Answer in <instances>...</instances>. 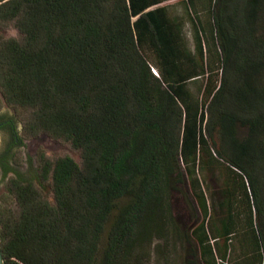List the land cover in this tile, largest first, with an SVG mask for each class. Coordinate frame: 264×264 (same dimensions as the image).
<instances>
[{
	"label": "trees",
	"instance_id": "1",
	"mask_svg": "<svg viewBox=\"0 0 264 264\" xmlns=\"http://www.w3.org/2000/svg\"><path fill=\"white\" fill-rule=\"evenodd\" d=\"M171 1L0 0L4 101L81 156L39 189L0 116L3 264H264V0Z\"/></svg>",
	"mask_w": 264,
	"mask_h": 264
},
{
	"label": "rangeland",
	"instance_id": "2",
	"mask_svg": "<svg viewBox=\"0 0 264 264\" xmlns=\"http://www.w3.org/2000/svg\"><path fill=\"white\" fill-rule=\"evenodd\" d=\"M178 0L166 3V5L173 6V11L181 14L182 11L179 7ZM17 39L20 40L21 36L18 31L13 27L12 23L6 24L0 22V39ZM0 116H7L16 121V132L22 140V146L14 149L16 156L17 171L29 180L36 181L39 156L43 155L47 160L53 162L58 158L68 156L77 163H81L80 152L74 150L70 143L63 139H53L49 135L42 132H35L30 135L28 133L29 126L33 123L32 111L28 108L8 105L0 93ZM8 141V135L5 131L0 130V152L5 148ZM2 181V171L0 169V191L7 192L6 181ZM50 183L46 182L42 187V196L52 201V193L50 191ZM39 188V187H38ZM41 189V188H39ZM2 198L4 208L15 210V204L12 198L6 194L0 195Z\"/></svg>",
	"mask_w": 264,
	"mask_h": 264
},
{
	"label": "water",
	"instance_id": "3",
	"mask_svg": "<svg viewBox=\"0 0 264 264\" xmlns=\"http://www.w3.org/2000/svg\"><path fill=\"white\" fill-rule=\"evenodd\" d=\"M7 192L0 191V195L6 194ZM0 264H3L2 262V256H1V250H0Z\"/></svg>",
	"mask_w": 264,
	"mask_h": 264
}]
</instances>
